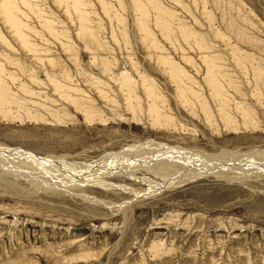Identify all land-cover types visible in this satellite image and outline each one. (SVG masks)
I'll list each match as a JSON object with an SVG mask.
<instances>
[{"label": "rangeland", "instance_id": "obj_1", "mask_svg": "<svg viewBox=\"0 0 264 264\" xmlns=\"http://www.w3.org/2000/svg\"><path fill=\"white\" fill-rule=\"evenodd\" d=\"M146 141L264 151V0H0V146L87 165ZM33 166L0 161V264H264V178Z\"/></svg>", "mask_w": 264, "mask_h": 264}, {"label": "bare ground", "instance_id": "obj_2", "mask_svg": "<svg viewBox=\"0 0 264 264\" xmlns=\"http://www.w3.org/2000/svg\"><path fill=\"white\" fill-rule=\"evenodd\" d=\"M210 74H208V80H209L208 82L212 85L214 94L216 92L215 96H218V95L220 96V93H222L221 89L218 84H215L216 82H214L213 80L214 77L212 75L214 74H212V71L210 72ZM227 115H226V120H228ZM228 122H231V120ZM154 152L155 153L157 152L158 154L157 153L154 154ZM146 155L147 157H149L148 155H151L153 158L149 159L150 160L149 161ZM230 158H233V161L231 160V162H229ZM0 161L8 162L12 164L13 166H17V168L18 166H22V165H32V166L34 165L33 167H36V169H38L39 171L41 170V172L46 171L49 173H54V171L58 169L59 170L61 169V171L62 170L65 171V169H68L67 171H69L71 170L69 168H76V169L78 168L77 170H80L81 172H83L84 170L82 178L79 179L78 177L76 179L78 181L75 184L74 182H72L71 187L73 188L81 187V185L83 184L89 185L91 183H93V185L103 186L104 184H106L105 178L107 176L131 177V178H135L136 180H138L139 178L138 176H136V174L139 173V170L142 169L143 167H145V169H147L149 174H152L153 177H156L158 179H163L162 182L158 183V182H154L155 180L150 179V177L149 178L144 177L146 178L144 182L152 185L154 187V190L158 189L157 192H160V193L163 189L175 188L176 186L181 185L184 182H189L190 180L198 178L199 176L198 174L202 175L204 172L206 173L208 172V174H214L217 178L218 177L226 178L229 181H234V182L237 181V182H241L244 184H247L250 178H253V177L261 178V179L264 178V151L261 153L254 152L250 154V156L241 155L238 152L235 155L233 153H230V151H224V153H222L221 155H215L214 158L213 157L203 158L197 155H193L192 153H189L188 151L185 152V150L180 147L179 148L172 147V146H168V145L160 144V143L154 144V142L152 141H146L141 144L132 145V146L122 149L121 151L117 153L115 152V153L104 155L99 160L93 162L92 164H87V165L71 164V163H67L64 160L41 159L40 157H37L33 153L25 152L23 150H14V149L2 147V146H0ZM145 163H147V165H143ZM199 163L201 164L198 165ZM8 166L11 167V165L9 164ZM183 167H186L187 169L183 170L182 169ZM70 172L71 171H69L68 173ZM32 173L34 172H31L29 174L33 178L34 176L32 175ZM40 173H39V177H41ZM35 174L38 175L37 172ZM37 175L35 176L36 178L38 177ZM29 179H30V176H29ZM36 181L38 182V180ZM42 182L43 181L41 180V183ZM41 183L38 182V184H41ZM47 183L46 184L42 183V185L45 184L48 186L49 184ZM54 183L55 185H53ZM53 184L50 185L53 189L62 188L64 191H69L68 189L69 185H67L66 187V184L64 182L57 184L56 181H54ZM109 186H113V185L110 184ZM123 189L133 192L135 193V195H137V192H135V190H132L131 188L127 189V187H123ZM151 195H156V194L151 193Z\"/></svg>", "mask_w": 264, "mask_h": 264}]
</instances>
